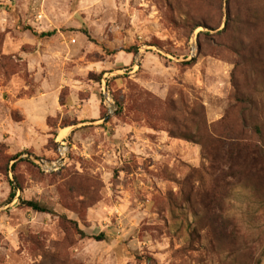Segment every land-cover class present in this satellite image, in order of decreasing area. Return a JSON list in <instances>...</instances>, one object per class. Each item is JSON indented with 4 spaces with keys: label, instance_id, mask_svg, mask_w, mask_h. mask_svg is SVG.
I'll use <instances>...</instances> for the list:
<instances>
[{
    "label": "rangeland",
    "instance_id": "374dc122",
    "mask_svg": "<svg viewBox=\"0 0 264 264\" xmlns=\"http://www.w3.org/2000/svg\"><path fill=\"white\" fill-rule=\"evenodd\" d=\"M254 143L264 0H0V264H264Z\"/></svg>",
    "mask_w": 264,
    "mask_h": 264
},
{
    "label": "trees",
    "instance_id": "16d2710c",
    "mask_svg": "<svg viewBox=\"0 0 264 264\" xmlns=\"http://www.w3.org/2000/svg\"><path fill=\"white\" fill-rule=\"evenodd\" d=\"M197 28L198 27H196L195 29H197ZM28 30H30L33 35L38 36V33L35 30H33L31 28H29ZM51 35H52L51 33H42L39 36L43 38V37H49ZM134 50L137 52V49H134ZM255 130H256V134L258 135V137L261 138L259 136V134L261 135V133L258 130V128H256ZM248 150L251 153H253L254 155L259 154L260 156H262V154L264 153V147H262V145H258V144H255L254 146L248 147ZM256 166H257V159L251 160L249 163H247V165L245 164L246 170L249 171L247 174L250 175V174H253V172L255 173L256 168H257ZM15 168H16V164L12 168V172H13L14 176H16ZM15 184H16V182H14V186L12 185L13 186V192L11 193L10 198H9V200H11V201H13L15 199V197H16ZM21 203L24 206L31 208L35 212L46 213V214H49V215H52V216H56V214H57V213H55V211L51 207H49L47 204H45L43 202H39V201H36V200L26 201V200L22 199ZM62 218L65 219V217H62ZM80 233L83 234L81 231H80Z\"/></svg>",
    "mask_w": 264,
    "mask_h": 264
}]
</instances>
